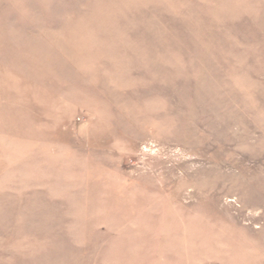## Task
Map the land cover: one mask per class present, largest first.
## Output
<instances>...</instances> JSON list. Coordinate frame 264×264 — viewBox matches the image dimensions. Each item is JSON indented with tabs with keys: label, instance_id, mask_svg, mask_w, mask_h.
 Here are the masks:
<instances>
[{
	"label": "rangeland",
	"instance_id": "obj_1",
	"mask_svg": "<svg viewBox=\"0 0 264 264\" xmlns=\"http://www.w3.org/2000/svg\"><path fill=\"white\" fill-rule=\"evenodd\" d=\"M0 264H264V0H0Z\"/></svg>",
	"mask_w": 264,
	"mask_h": 264
}]
</instances>
